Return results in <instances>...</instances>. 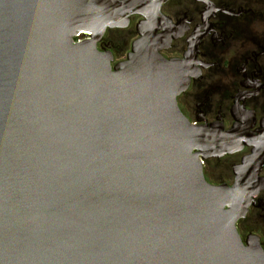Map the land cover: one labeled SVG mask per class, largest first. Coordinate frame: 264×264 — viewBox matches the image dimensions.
Instances as JSON below:
<instances>
[{"label":"water","instance_id":"water-1","mask_svg":"<svg viewBox=\"0 0 264 264\" xmlns=\"http://www.w3.org/2000/svg\"><path fill=\"white\" fill-rule=\"evenodd\" d=\"M139 1L0 0V264H264L236 228L263 157L209 184L196 151L218 148L180 112L189 80L160 39L114 69L97 48L149 18Z\"/></svg>","mask_w":264,"mask_h":264},{"label":"flooded vegetation","instance_id":"flooded-vegetation-1","mask_svg":"<svg viewBox=\"0 0 264 264\" xmlns=\"http://www.w3.org/2000/svg\"><path fill=\"white\" fill-rule=\"evenodd\" d=\"M139 2L153 3L149 18L139 12L128 15L122 27L106 30L98 50L112 55L114 69L152 31L160 39V55L177 62L178 74L189 80L177 97L180 112L193 129L212 133L218 148L211 154L196 151L206 158V181L232 188L236 170L258 154L263 157L258 180L264 187V0ZM78 35L95 40L79 33L73 41ZM251 199L236 228L244 246L259 244L264 252V189Z\"/></svg>","mask_w":264,"mask_h":264},{"label":"rangeland","instance_id":"rangeland-1","mask_svg":"<svg viewBox=\"0 0 264 264\" xmlns=\"http://www.w3.org/2000/svg\"><path fill=\"white\" fill-rule=\"evenodd\" d=\"M82 40H83V39H81V41H82ZM131 43H132V42H129V45L126 47L127 50L130 49ZM127 50H125V51H127ZM212 170H213V164L211 163V164H210V171H212Z\"/></svg>","mask_w":264,"mask_h":264},{"label":"built area","instance_id":"built-area-1","mask_svg":"<svg viewBox=\"0 0 264 264\" xmlns=\"http://www.w3.org/2000/svg\"><path fill=\"white\" fill-rule=\"evenodd\" d=\"M77 39H78L77 41H74L75 44H79V43H81V42L84 41V40L81 41V39H80V35L77 36ZM87 40H88V39H87Z\"/></svg>","mask_w":264,"mask_h":264},{"label":"bare ground","instance_id":"bare-ground-1","mask_svg":"<svg viewBox=\"0 0 264 264\" xmlns=\"http://www.w3.org/2000/svg\"><path fill=\"white\" fill-rule=\"evenodd\" d=\"M232 189V188H231ZM250 198H251V196H250ZM245 208L247 209L248 208V206H245ZM246 247V246H245Z\"/></svg>","mask_w":264,"mask_h":264}]
</instances>
